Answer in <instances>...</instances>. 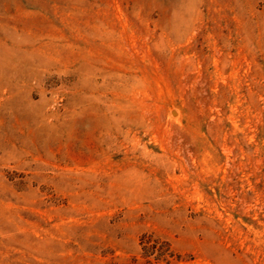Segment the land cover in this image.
Listing matches in <instances>:
<instances>
[{"label":"rangeland","instance_id":"374dc122","mask_svg":"<svg viewBox=\"0 0 264 264\" xmlns=\"http://www.w3.org/2000/svg\"><path fill=\"white\" fill-rule=\"evenodd\" d=\"M145 232L264 264V0H0V264Z\"/></svg>","mask_w":264,"mask_h":264},{"label":"trees","instance_id":"16d2710c","mask_svg":"<svg viewBox=\"0 0 264 264\" xmlns=\"http://www.w3.org/2000/svg\"><path fill=\"white\" fill-rule=\"evenodd\" d=\"M141 255L144 258L142 264H170L175 259L173 251L170 250L169 243L166 241H159V238L155 237L152 232H145L140 236ZM151 256L154 258V262L151 260ZM135 264H139L140 260L134 257Z\"/></svg>","mask_w":264,"mask_h":264}]
</instances>
